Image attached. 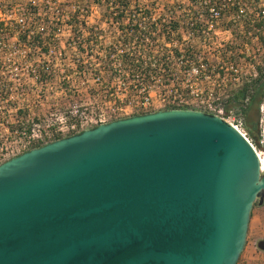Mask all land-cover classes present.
I'll use <instances>...</instances> for the list:
<instances>
[{
    "label": "water",
    "instance_id": "95a60500",
    "mask_svg": "<svg viewBox=\"0 0 264 264\" xmlns=\"http://www.w3.org/2000/svg\"><path fill=\"white\" fill-rule=\"evenodd\" d=\"M263 200L261 161L222 118L132 115L0 163V264H236Z\"/></svg>",
    "mask_w": 264,
    "mask_h": 264
},
{
    "label": "built area",
    "instance_id": "2783aa9c",
    "mask_svg": "<svg viewBox=\"0 0 264 264\" xmlns=\"http://www.w3.org/2000/svg\"><path fill=\"white\" fill-rule=\"evenodd\" d=\"M253 49L264 51V0H0V163L165 109L222 118L261 161L240 128L243 106L225 107L230 86L264 64Z\"/></svg>",
    "mask_w": 264,
    "mask_h": 264
},
{
    "label": "trees",
    "instance_id": "16d2710c",
    "mask_svg": "<svg viewBox=\"0 0 264 264\" xmlns=\"http://www.w3.org/2000/svg\"><path fill=\"white\" fill-rule=\"evenodd\" d=\"M257 77L249 82L243 81L241 87L230 91L225 100V107L228 110L232 107L243 106V126L251 140L256 145L262 137L263 116H264V64L257 67ZM247 100L246 102H244ZM17 115H26L25 111H18ZM263 148V145H261ZM257 205L255 202L253 208ZM252 208V210H253ZM252 211L250 214V218ZM240 257V256H239ZM238 263V261H237ZM236 263V264H237Z\"/></svg>",
    "mask_w": 264,
    "mask_h": 264
},
{
    "label": "rangeland",
    "instance_id": "374dc122",
    "mask_svg": "<svg viewBox=\"0 0 264 264\" xmlns=\"http://www.w3.org/2000/svg\"><path fill=\"white\" fill-rule=\"evenodd\" d=\"M247 55L249 57L252 56V60L259 62L262 60V58L264 57V51L263 50H250ZM248 59H246V61H248ZM246 64V62H244ZM244 63L241 65V67H239V69L243 72V73H250V69L249 67L246 65H244ZM247 82L250 81L249 78H247ZM245 81V79L243 80ZM237 88H234V86H230V91H235ZM16 100V99H15ZM32 100L34 99H17V102L19 103V105H30ZM47 101H51V99H47ZM43 102L45 103L46 100H43ZM28 116V115H27ZM30 117H35L37 121L39 120H44L45 118H49V117H53L54 115H49V114H44V113H38L37 115H29ZM2 117H4V119L6 120H12L15 115H2ZM17 118H19L21 120L24 119V117H26V115H16ZM24 121V120H23ZM241 130L243 132L246 133V137L251 141V143L253 144V146L256 148V150L258 152H264L263 148L261 147V145L263 144V139L261 137V140H259V144L256 145L255 142L253 140L250 139L247 131L245 130L243 123L242 126L240 127ZM262 156V154H261ZM257 203V201H256ZM252 216H254L255 222H253V225H250V221L248 224V231H247V236H246V244L244 246L243 251L240 254V257L238 258V263L237 264H264V252L259 250L256 246L257 242L259 240H264V200L263 203L261 205H256L253 210H252ZM250 218V219H251Z\"/></svg>",
    "mask_w": 264,
    "mask_h": 264
},
{
    "label": "bare ground",
    "instance_id": "6f19581e",
    "mask_svg": "<svg viewBox=\"0 0 264 264\" xmlns=\"http://www.w3.org/2000/svg\"><path fill=\"white\" fill-rule=\"evenodd\" d=\"M260 158H261V171H264V158H262L261 156Z\"/></svg>",
    "mask_w": 264,
    "mask_h": 264
},
{
    "label": "crops",
    "instance_id": "0c3cea01",
    "mask_svg": "<svg viewBox=\"0 0 264 264\" xmlns=\"http://www.w3.org/2000/svg\"><path fill=\"white\" fill-rule=\"evenodd\" d=\"M253 212V211H252ZM250 225L252 224L253 225V222H255V219H254V216H252V218L250 219Z\"/></svg>",
    "mask_w": 264,
    "mask_h": 264
}]
</instances>
